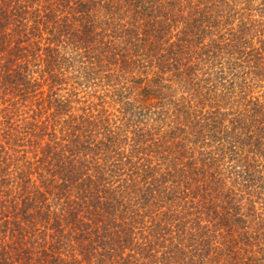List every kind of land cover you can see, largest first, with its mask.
I'll return each mask as SVG.
<instances>
[{
    "label": "trees",
    "instance_id": "obj_1",
    "mask_svg": "<svg viewBox=\"0 0 264 264\" xmlns=\"http://www.w3.org/2000/svg\"><path fill=\"white\" fill-rule=\"evenodd\" d=\"M263 228L264 0H0V264H257Z\"/></svg>",
    "mask_w": 264,
    "mask_h": 264
},
{
    "label": "rangeland",
    "instance_id": "obj_2",
    "mask_svg": "<svg viewBox=\"0 0 264 264\" xmlns=\"http://www.w3.org/2000/svg\"><path fill=\"white\" fill-rule=\"evenodd\" d=\"M237 2H239V1H237ZM161 74H169V73L166 72V73H161ZM175 92H177V90ZM260 233L264 234V228L260 229ZM262 240H264V237ZM261 246H262V249L261 248L259 249L257 246H255L254 247L255 251H252L250 253L252 257L257 258V260H256L257 264H264V241H263V244ZM258 258H261L260 261L258 260Z\"/></svg>",
    "mask_w": 264,
    "mask_h": 264
}]
</instances>
